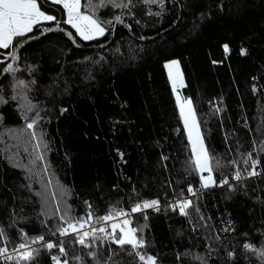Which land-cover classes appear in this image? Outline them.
<instances>
[{"label":"trees","instance_id":"trees-1","mask_svg":"<svg viewBox=\"0 0 264 264\" xmlns=\"http://www.w3.org/2000/svg\"><path fill=\"white\" fill-rule=\"evenodd\" d=\"M40 2L48 14L66 18L61 6ZM185 2L166 0L162 17L146 15L140 11L145 6L139 5L140 24L124 17L131 32L117 25L105 37L82 41L62 24L65 31L40 35L35 30L29 35L38 38L17 49L15 76L0 74V93L8 100L0 105V225L12 243L23 242L20 228L29 236L43 234L46 241L58 242V234L51 236L41 224L43 220L54 228L58 217L40 213L63 209L65 202L73 215H86L85 201L104 215L110 207L127 211L135 203L158 198L160 211L146 212L144 236L150 242L146 250L162 264H200L195 255H203L207 264H262L242 245L248 241L259 249L264 244V153L259 151L264 143V0H191L187 8L178 6ZM147 7L160 11L157 5ZM225 44L231 49L227 54ZM241 48L247 55L240 54ZM172 60L180 62L185 84L180 95L192 99L206 145L225 163L237 161L223 172L231 176L240 170L243 175L250 168L244 158L251 153L261 157L260 177L230 179L233 192L225 186L188 197V184L198 187L199 179L189 174V146L164 71ZM19 79L29 85L24 95L35 105L32 111L21 108L24 101L11 99L18 94L13 85ZM217 107L223 110L216 113ZM37 109L41 120L36 131L45 133L48 144V151L39 153L46 161L31 155L26 162L21 148H14L13 132L28 131L26 124ZM61 109L67 111L61 114ZM217 179L223 176L217 174ZM181 191L195 201L190 218L168 208ZM143 215H134V225L145 223ZM229 219L234 230L225 232ZM65 239L69 264H77L74 256L95 264L88 249L73 244L74 237ZM233 248L234 262L226 256ZM102 251L100 259H105L106 249ZM178 253L184 254L180 260ZM53 254L58 248L51 253L42 249L39 264H53ZM109 264L138 262L120 253Z\"/></svg>","mask_w":264,"mask_h":264},{"label":"snow or ice","instance_id":"snow-or-ice-1","mask_svg":"<svg viewBox=\"0 0 264 264\" xmlns=\"http://www.w3.org/2000/svg\"><path fill=\"white\" fill-rule=\"evenodd\" d=\"M44 2L61 6L66 18L60 20L55 15L48 14L43 10V4L40 0H0V50H7L0 52V56L3 57L0 60V65H5L0 69V74H12L15 76L18 69L14 66V62L20 59L17 49L27 43L28 40L37 39V36L29 35L37 29H39L40 35H44L48 32L65 31L61 25H68L74 30L75 36L79 37L80 40L95 41L105 37L110 30L114 32L117 25H122L131 32L132 25L126 23L124 17L127 16L134 19L136 24H140L141 21L136 19V17L138 15L137 9L141 4L145 6L146 10L140 9V11H145L148 16L162 17L166 8V0H44ZM168 2L174 5L177 4V0H168ZM190 4L191 0H186L185 3L178 6L187 8ZM151 5H157L160 11L153 12L150 7H147ZM105 11L109 12L110 15H101ZM199 18L203 20L204 13H200ZM45 24H52V26L45 27ZM65 34L69 39L73 40V43L76 42L72 32L67 31ZM20 38L26 39L21 40ZM140 38L143 39L144 37ZM223 49L226 54L231 51L227 44L223 45ZM240 54L242 56L247 55V49L241 48ZM101 58L103 59V57ZM9 60L12 63H7ZM164 67L167 69L172 91L176 93L179 115L190 147L189 174L195 175L199 179L198 187H194L191 183L188 184V197H196L199 192L216 187L223 188L227 186L228 191L233 192L235 188L230 183V179L240 182L260 177L262 175L261 157L256 156L253 158L251 153L244 158L243 163L245 165L250 164V168H246L243 175L240 170L234 171L231 176L223 172V169L228 166H235L237 161L232 160L225 163L220 157L215 156L206 145L192 99L182 98L179 94V88L185 86L183 74L180 70V62L172 60L165 63ZM31 83H35V81ZM28 86L24 80H17L13 87L19 90L18 94L11 97L12 100L19 99L24 101L21 108L26 112L35 108V105L24 95V90ZM252 91L253 93L257 91L255 86H253ZM7 103L8 100L0 93V105ZM222 110L219 107L214 109L216 113H220ZM66 111L67 109H61V114ZM2 118V113H0V120ZM24 118L27 120V115ZM40 120V110L37 109L31 121L26 124V128L30 131L31 138L37 141L34 148L36 150L42 149L46 152L48 151V144L45 141V133L42 130L39 133L36 131ZM259 151L264 153V143L260 145ZM120 157L123 159V153H120ZM161 159L167 160L168 157L162 156ZM36 160L46 161V157L42 154L37 155ZM217 174L222 175L223 179L218 180ZM180 197L176 199L175 203H169L168 208L173 212L178 211L181 217L190 218L192 215L190 209L193 208L195 201L184 198L183 191H181ZM85 204L87 206L86 215H73L72 207L67 202H65L63 209L56 207L54 211H42L40 213L46 218L58 217V222L54 228L45 221H41V224L48 228V234L51 236H57L58 234L60 237L58 242L46 241V237L43 234L29 236L23 228H20L19 235L23 242L14 244L9 233L0 225V243L4 244V246H0V264H39L38 257L42 249L51 253L53 249L57 248L58 254L50 256L53 264H69V252L65 247L67 242L65 238L68 237H74L72 241L74 245L88 249L87 256L95 264H109V260H112L113 257H118L120 253H126L138 264H162L157 255L150 254L146 250L150 242L144 236L145 229L149 227L147 223L149 217L146 212L149 209L160 211L161 201L158 198L135 203L127 211L123 208L110 207L104 215H97L88 201H85ZM195 211L199 213L200 209L196 207ZM140 213L144 214L145 223L143 225H134V215ZM200 219L204 220L205 218L201 215ZM228 225L229 227L224 229L225 232L234 230L231 219L228 220ZM193 230L195 231V228ZM178 235H182V233H178ZM247 235L245 233V236ZM261 235H264V232ZM219 239L217 237L218 241ZM10 244L11 250L9 249ZM33 245H39V247H33ZM111 245L117 246L119 251L112 249ZM242 247L245 252L258 255L262 264H264V248L257 249L248 241H245ZM104 249H106V258L100 259V257L105 256V252L102 251ZM211 251L215 250L212 249ZM182 255L184 254L178 253L177 260H180ZM226 256L229 261L234 262L236 259L235 248L227 251ZM71 259L77 261V264H84L82 256H74ZM193 259L199 261L200 264H207V260L203 255H195Z\"/></svg>","mask_w":264,"mask_h":264},{"label":"rangeland","instance_id":"rangeland-1","mask_svg":"<svg viewBox=\"0 0 264 264\" xmlns=\"http://www.w3.org/2000/svg\"><path fill=\"white\" fill-rule=\"evenodd\" d=\"M164 71H165V74H166L168 83H169L170 88H171V91H172V87H171L170 81L168 79V72H167V69L165 67H164ZM180 89L181 88H179V94H180ZM172 95H173V98H174V101H175V105H176V108H177L178 116L180 118L179 109H178V106H177V103H176V93H174L172 91ZM180 121H181V124H182V127H183V123H182L181 118H180ZM184 134H185V138H186V141H187V144H188L187 135H186L185 131H184ZM13 136H16L15 140H17V142L14 145V148H21V150L25 153V161L26 162H29V158H30L31 155H33V160L36 159V156L37 155H40L39 150H36L34 148V145L37 143V141L36 140H33L31 138V135H30V131L29 130L28 131L16 130V132H13ZM31 146L33 147V150H31ZM189 155H191V153H190V147H189ZM262 248H264V244L259 249H262ZM248 253L252 254L257 259H260L259 256L256 255V254H254V253H251V252H248Z\"/></svg>","mask_w":264,"mask_h":264},{"label":"built area","instance_id":"built-area-1","mask_svg":"<svg viewBox=\"0 0 264 264\" xmlns=\"http://www.w3.org/2000/svg\"><path fill=\"white\" fill-rule=\"evenodd\" d=\"M171 203H175V201L174 202H171Z\"/></svg>","mask_w":264,"mask_h":264}]
</instances>
